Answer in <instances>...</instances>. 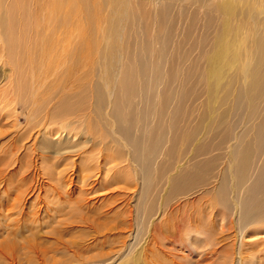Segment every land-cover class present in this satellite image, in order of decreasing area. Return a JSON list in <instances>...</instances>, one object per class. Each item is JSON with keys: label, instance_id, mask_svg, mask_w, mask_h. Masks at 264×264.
Masks as SVG:
<instances>
[{"label": "rangeland", "instance_id": "obj_1", "mask_svg": "<svg viewBox=\"0 0 264 264\" xmlns=\"http://www.w3.org/2000/svg\"><path fill=\"white\" fill-rule=\"evenodd\" d=\"M126 1L129 14L112 5L94 6L92 23L81 14L87 34L72 36L70 57L54 56L61 63L54 76L46 61L25 67L23 96L0 39V264H264V224L237 227L233 205L220 200L223 183L230 202L241 195L235 149L256 139L252 109L264 103V91L241 99L245 72L258 63L251 15L262 12L264 0H237L229 15L225 0ZM257 25L263 28L262 18ZM54 30L47 23L30 46ZM141 59L153 65L149 88ZM128 76L132 91L124 93ZM41 80L35 101L32 88ZM63 100L76 110L60 134L53 126L65 123L50 118ZM116 109L133 115L127 141ZM141 135L142 153L152 158L149 178L140 166V181L132 178L125 160L103 164L111 152H132ZM67 137L81 159L57 155ZM96 155L102 160L90 157ZM211 163L204 183L173 193L176 178ZM117 170L132 179L114 178Z\"/></svg>", "mask_w": 264, "mask_h": 264}, {"label": "bare ground", "instance_id": "obj_2", "mask_svg": "<svg viewBox=\"0 0 264 264\" xmlns=\"http://www.w3.org/2000/svg\"><path fill=\"white\" fill-rule=\"evenodd\" d=\"M98 3H95L94 0H14L6 1L0 0V39L4 40L6 43V53L11 63L14 65L16 71L19 73L18 79V93L19 96L26 94L28 90V83L26 78L23 75V69L25 67H33L36 59L41 61H46L44 66L49 71L50 76H54V70L60 66V61L55 62L54 56H57L58 59L62 55L69 56V49L72 45L74 37L72 36H81L86 35L87 31L80 23V15L89 20V22H94L98 20L97 16L94 14V6H103L109 5L114 6L119 12L126 10V13L129 14L128 2L126 0H97ZM141 0H137L139 2ZM237 0H225L222 7L223 10L229 15L233 14V10L236 8ZM98 8L99 10L102 8ZM165 11H168V7L163 8ZM262 12L256 11L254 15H251L253 29L256 30V49L258 53V63L250 70L245 72V80L247 81V89L243 91L241 99L247 98L253 93V97H258L264 91V9ZM132 14L136 15L135 11L132 10ZM106 17L101 18L100 20ZM262 18L263 28L257 23ZM231 18H229L230 20ZM99 20V21H100ZM98 21V22H99ZM52 22L55 30L43 36L42 40L31 47L32 36L39 32L47 23ZM227 24L223 26L222 34L227 32ZM60 32L64 35L63 38L60 37ZM91 41V33L86 36L85 45H89ZM76 56V54H75ZM151 62V61H150ZM140 68L144 74L148 77L147 88L152 84L154 70L149 66L148 60H140ZM74 64L70 66L73 68ZM69 70L64 77H60L58 80H63L66 76L70 74ZM35 76L36 71H32ZM249 83V84H248ZM132 79L130 76L127 77L122 88L124 93H130L132 91ZM43 85V80L39 84H35L33 89V98L36 101L38 99V94L41 91V86ZM150 97L149 94H146V99L143 104V122H146V115L149 109ZM264 109V103L255 101L254 108L252 109V116L258 118L259 123L254 126L256 129V139L253 142H245L242 146H239L235 149V167L234 175L235 177V190L241 188L240 196L238 199H232L233 202H230L225 194L228 192V186L226 183H223L221 187V194L223 197H220L221 203L224 207H234V216L237 218V227L241 226H252L258 224H264V111L261 113V110ZM76 107L74 104H71L67 100H63L60 105V110L50 118V122L57 123L62 121L65 124L57 127L53 126L57 132L62 134L66 132L70 126L67 124L68 117L75 113ZM115 113L116 119L121 123L125 122L126 127L121 129L120 135L123 140L127 141V137H130L132 132L131 123L133 115L131 112H128L126 115H123L121 111L116 109ZM262 119L261 120H259ZM67 122V123H66ZM33 124V123H31ZM30 125V124H29ZM34 128L31 130L33 131ZM28 135H30L28 133ZM68 135L72 136V139L75 138L74 133L68 132ZM146 136H136L134 140V149L131 152L125 154L123 150L111 152V156L105 160L103 164H116L118 167L121 165L120 161L125 160L124 162H129V167L132 169L131 175L125 171H118L114 176L118 180H125L131 176L140 181L139 166L142 167L144 171V177L149 178L150 165H152V158H146L144 153H142V145L146 140ZM69 143L61 145L59 150H57V155L65 156L68 158L76 155L78 158H82V153L78 154L75 151L77 147L76 142L68 139ZM239 141H242V138H238ZM153 141V140H152ZM158 143L155 145L154 149L151 150L153 155L156 151ZM204 146L202 147V150ZM71 150V151H68ZM201 150V151H202ZM68 151V152H64ZM94 153V151H92ZM91 152V153H92ZM92 153V154H93ZM101 154V153H100ZM70 157V159H71ZM93 160L101 159L98 155L90 156ZM104 157V156H103ZM77 158V159H78ZM102 160V159H101ZM104 160V159H103ZM58 164V163H57ZM88 164L83 165L82 167H87ZM102 167V162L100 164ZM104 166V165H103ZM103 168V167H102ZM128 169V167H126ZM212 168V163L210 165H201L197 166L192 173L189 175L186 173L182 176H179L175 179L173 185V193H186L192 188L196 189V186L205 182L206 177H208L207 172ZM114 169V167H113ZM112 169V170H113ZM110 170V169H109ZM131 178V179H132ZM129 178V181L131 180ZM133 182V181H132ZM121 183V182H120ZM141 186L146 187V183H141ZM133 187V186H132ZM124 192V190H122ZM125 193V192H124ZM145 191L142 188L141 195ZM127 196V195H126ZM125 196V197H126ZM132 196V195H129ZM129 198V197H128ZM133 198V197H132ZM237 198V197H236ZM143 200V199H142ZM127 204V203H126ZM125 204V205H126ZM130 209V208H129ZM131 211V210H130ZM212 229V228H211ZM209 233L211 230L207 229ZM214 231V230H213ZM104 261H96L93 264H102Z\"/></svg>", "mask_w": 264, "mask_h": 264}]
</instances>
